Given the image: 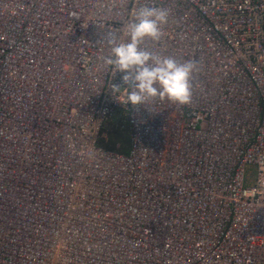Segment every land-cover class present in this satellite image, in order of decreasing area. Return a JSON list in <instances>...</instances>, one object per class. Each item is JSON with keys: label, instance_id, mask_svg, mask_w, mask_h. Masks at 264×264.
Returning <instances> with one entry per match:
<instances>
[{"label": "built area", "instance_id": "obj_1", "mask_svg": "<svg viewBox=\"0 0 264 264\" xmlns=\"http://www.w3.org/2000/svg\"><path fill=\"white\" fill-rule=\"evenodd\" d=\"M140 6L169 15L139 48L196 62L187 105L121 102L131 81L104 64L107 40L128 42ZM0 13L2 264H264V0H0ZM124 131L126 153L111 143ZM101 194L118 196L112 214ZM59 205L70 215L51 217ZM97 237L109 252L84 250Z\"/></svg>", "mask_w": 264, "mask_h": 264}, {"label": "clouds", "instance_id": "obj_2", "mask_svg": "<svg viewBox=\"0 0 264 264\" xmlns=\"http://www.w3.org/2000/svg\"><path fill=\"white\" fill-rule=\"evenodd\" d=\"M165 8L140 6L126 25L128 42L117 43L108 39L111 55L104 64L111 66L113 73H123L121 79L125 85L131 81V87L125 88V98L121 102L133 107L146 104L156 98L187 105L192 98L191 79L196 69L195 61L183 63L170 56H160L139 48L145 38L159 40L161 26L168 20ZM113 93L120 92L121 86L111 85Z\"/></svg>", "mask_w": 264, "mask_h": 264}, {"label": "bare ground", "instance_id": "obj_3", "mask_svg": "<svg viewBox=\"0 0 264 264\" xmlns=\"http://www.w3.org/2000/svg\"><path fill=\"white\" fill-rule=\"evenodd\" d=\"M0 19H2V14L1 13H0ZM27 91H28L29 95L32 97V90L29 89V87H27ZM188 134H190V133L188 132ZM192 139H193V137H191L190 140H192ZM27 163H30V162H27ZM14 166L17 167V168L18 167L24 168V167H26V164L21 163V161H20V162H17ZM24 182L25 181H23L22 184ZM76 188L77 187L63 186V187H61L60 190L62 192H64V193H66L67 195H72L73 193L77 192ZM13 191H16V192H19L21 194H24V190L22 189V187H21V189H14ZM51 195H55V194H51ZM56 199H57L56 196L51 198V200L54 203L56 202ZM4 200L5 199H3V202H5ZM16 206H17V201L15 199H13V198H8V200H7V208L4 210V212H2V214H4L6 216L5 220L9 224H13L14 223V216H13V214H10V213L12 211H15V210H17V213L19 212V208H16ZM93 214H95V212L94 211H90V212L85 213V214H83L81 216H74V217H82L83 219H87V218L93 217ZM25 215H27V214H25ZM57 215H58L59 218H62V217H65V216H69L70 214L68 213L67 209H63L59 205V209H57V214L56 213H51L50 214L51 217H57ZM88 222H90V221L88 220ZM7 227H8L7 223H4L3 225H1V228L4 230V234L5 235L6 234L8 235V234L12 233V231H7ZM153 231L155 232V230H153ZM142 234L144 235V239H145L146 243L148 242V240L150 241L151 238L153 237V233L150 232V231H148V232L144 231ZM83 248H84L85 251L90 250V251L94 252L97 247H96L94 242H91V243H86ZM131 250H132V252H133V254L135 256L138 252L145 250V248H143V247H135V248H133ZM129 256H130L129 260H132L131 255H129ZM25 257H26V259H30L31 260L30 263H33V258H34L33 256H25ZM138 261H140V259H138ZM116 264H118V263H116ZM126 264H131V263L127 262Z\"/></svg>", "mask_w": 264, "mask_h": 264}, {"label": "rangeland", "instance_id": "obj_4", "mask_svg": "<svg viewBox=\"0 0 264 264\" xmlns=\"http://www.w3.org/2000/svg\"><path fill=\"white\" fill-rule=\"evenodd\" d=\"M128 140H129V135L127 134L126 131H124L123 133H120L111 139L112 147H114V143H116L118 141L120 146H121V150L126 153V152H128ZM5 163H6V168H2V172L0 175V194H2L1 189H6V187H7L6 186L7 179H5V177H4V172L6 170L12 171L10 169V166H9L7 159H6ZM252 170H253V167L248 168V172L252 171ZM27 171H36V169L34 167L23 168V169H19L18 173H24ZM21 177H24V176H21ZM28 185H31V184H28ZM117 197L118 196L111 198L109 196H104L103 194H101V197L98 200L99 211H100L101 215L112 214V211H115L117 209V207L120 205L119 202L116 201ZM135 204L136 205H134V206H138L139 203L135 202ZM95 245H96V247L100 248V250L102 252H106V253L109 252L107 250V243H104L103 241H101L99 237L96 238ZM102 257H103L102 261L105 262V260H104L105 257L104 256H102ZM93 259H95V258H93ZM1 260H2V258H0V264H2ZM95 261H96V259H95Z\"/></svg>", "mask_w": 264, "mask_h": 264}]
</instances>
